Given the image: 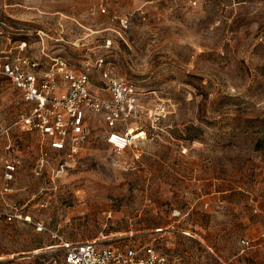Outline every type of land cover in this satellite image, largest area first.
Returning a JSON list of instances; mask_svg holds the SVG:
<instances>
[{
    "label": "rangeland",
    "instance_id": "1",
    "mask_svg": "<svg viewBox=\"0 0 264 264\" xmlns=\"http://www.w3.org/2000/svg\"><path fill=\"white\" fill-rule=\"evenodd\" d=\"M14 54L78 69L102 54L141 106L129 149L95 115L76 161L35 175L37 136L13 125L24 105L0 74V158L20 160L0 264H55L63 241L91 239L150 243L164 264H264V0H0V59Z\"/></svg>",
    "mask_w": 264,
    "mask_h": 264
},
{
    "label": "built area",
    "instance_id": "2",
    "mask_svg": "<svg viewBox=\"0 0 264 264\" xmlns=\"http://www.w3.org/2000/svg\"><path fill=\"white\" fill-rule=\"evenodd\" d=\"M195 3V1H193ZM0 74L19 91L24 110L13 125L37 136L39 152L32 171L41 175L52 155H60L61 166H70L90 138L92 116H101L104 140L120 153L129 149L135 137L128 130L139 111L140 95L136 83L117 76L102 54L87 60L82 68L72 66L64 57L44 63L25 54L4 55ZM153 117L164 113L158 105ZM0 197L12 192L19 159L0 158ZM20 215L0 210V218L11 222ZM242 244L248 245L246 239ZM63 254L55 264H164L159 251L150 243L113 246L98 239L76 243L63 241Z\"/></svg>",
    "mask_w": 264,
    "mask_h": 264
}]
</instances>
